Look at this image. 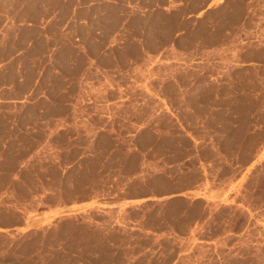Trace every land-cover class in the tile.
<instances>
[{"label":"rangeland","instance_id":"374dc122","mask_svg":"<svg viewBox=\"0 0 264 264\" xmlns=\"http://www.w3.org/2000/svg\"><path fill=\"white\" fill-rule=\"evenodd\" d=\"M0 10V264H264V0Z\"/></svg>","mask_w":264,"mask_h":264},{"label":"crops","instance_id":"0c3cea01","mask_svg":"<svg viewBox=\"0 0 264 264\" xmlns=\"http://www.w3.org/2000/svg\"><path fill=\"white\" fill-rule=\"evenodd\" d=\"M65 2L67 0H64ZM112 1V0H108ZM61 17V15H59ZM50 22V19L42 20L41 22H36L35 20H28L25 21L24 16H17L15 19H10L8 14L4 10H0V76H8V72L5 70V66L8 63V56H6V53L4 50L6 49V44L4 43L8 39V34H9V29H13V38L14 40L18 41L20 36L22 39L24 35V28L27 25L30 28L36 29L39 27H45L48 23ZM73 23V8L70 6V11L67 14L64 15V20L59 23L61 26H63L64 33L66 34L67 32L71 33V24ZM67 25H70V28L67 29ZM19 28L21 29L19 31ZM21 33V34H20ZM14 56L19 58V55L22 54V51L16 50L15 53H13ZM240 76H264V74H241ZM4 87H7V83L5 84ZM3 88V85H0V89ZM6 101L5 98L0 94V102Z\"/></svg>","mask_w":264,"mask_h":264}]
</instances>
